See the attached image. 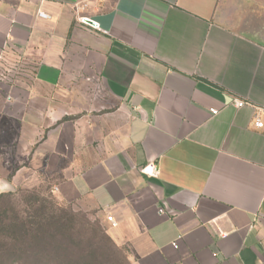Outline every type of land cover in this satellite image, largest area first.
<instances>
[{"label":"crops","instance_id":"obj_1","mask_svg":"<svg viewBox=\"0 0 264 264\" xmlns=\"http://www.w3.org/2000/svg\"><path fill=\"white\" fill-rule=\"evenodd\" d=\"M9 47L70 104L35 170L130 264H264V0H0Z\"/></svg>","mask_w":264,"mask_h":264},{"label":"rangeland","instance_id":"obj_2","mask_svg":"<svg viewBox=\"0 0 264 264\" xmlns=\"http://www.w3.org/2000/svg\"><path fill=\"white\" fill-rule=\"evenodd\" d=\"M37 62L32 54L15 48L0 50V194H11L0 200V214L7 209L2 223L16 215L24 220L33 213L36 221L42 217L43 222L49 223L52 218L55 222L61 217L65 225L75 224L74 232L80 235L75 238L82 239V244L91 241L95 250L99 249L98 264H130L127 248L113 241L99 214L58 201L53 180L34 168L35 144L45 136L55 118H70L66 115L70 106L67 100L50 99L46 96L48 91L35 83ZM39 208L43 216L33 211ZM8 240L6 232L0 234V243ZM38 241L30 247L24 241L20 253L0 248V264H56L62 254L55 249V242ZM67 247L68 251L63 252L65 259L84 248L68 244Z\"/></svg>","mask_w":264,"mask_h":264},{"label":"trees","instance_id":"obj_3","mask_svg":"<svg viewBox=\"0 0 264 264\" xmlns=\"http://www.w3.org/2000/svg\"><path fill=\"white\" fill-rule=\"evenodd\" d=\"M68 120V118H64L63 121ZM11 197L10 193L0 194V200H6L7 198ZM37 201V199H36ZM41 208V207H40ZM33 209V211L43 216L39 210L41 209ZM4 208L3 212L0 214V234L6 232L8 234L9 240L8 242L0 243V248L4 251H9L12 253H20L22 251L20 244L26 241L28 243V247L35 245L38 240L44 242H55V249L62 254L58 258V262L56 264H98L101 260L99 259V255H97V250L93 247V242L86 241L82 244L80 238H75V236L79 237L78 231L74 232V225L69 227L67 224L65 225L63 218L57 219L54 222V219H51V222H43L42 217H40V221L34 217L33 214H28L24 220L19 219L17 215L15 217H10L6 224L2 223L4 218V214L6 213ZM3 216V217H2ZM53 220V221H52ZM63 220V221H61ZM69 222V221H68ZM72 224V222H71ZM69 227V228H68ZM47 228H52L50 229ZM73 231V232H72ZM47 237V239H46ZM26 238V239H24ZM24 239V240H23ZM23 240V242H22ZM34 243V244H33ZM40 243V242H39ZM67 244L73 245L75 248H81V253L77 255H73L67 259L63 256V252H67ZM0 249V250H1ZM75 256V257H74ZM55 262V261H54Z\"/></svg>","mask_w":264,"mask_h":264},{"label":"built area","instance_id":"obj_4","mask_svg":"<svg viewBox=\"0 0 264 264\" xmlns=\"http://www.w3.org/2000/svg\"><path fill=\"white\" fill-rule=\"evenodd\" d=\"M88 18H85V17H82L79 19V22L85 26H90L92 27L93 29H97L98 28V25L95 23V26H91L89 24L86 23L85 20H87ZM90 20V19H88ZM92 21V20H91ZM94 22V21H93ZM245 104L243 102H235V106L236 107H242L244 106ZM211 114L213 115H216L217 114V111L216 110H210ZM256 125L258 127H261L262 126V123H260L259 121H256ZM141 173L142 174H145L146 176H150V177H156L158 175V171L154 168L153 165H148V166H145L141 169ZM107 220L112 224V226H115V224L112 222L111 218L108 217ZM173 247H177V244L176 243H173L172 244Z\"/></svg>","mask_w":264,"mask_h":264},{"label":"water","instance_id":"obj_5","mask_svg":"<svg viewBox=\"0 0 264 264\" xmlns=\"http://www.w3.org/2000/svg\"><path fill=\"white\" fill-rule=\"evenodd\" d=\"M87 24L91 25V26H95V22L91 21V20H85Z\"/></svg>","mask_w":264,"mask_h":264}]
</instances>
